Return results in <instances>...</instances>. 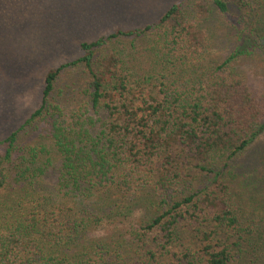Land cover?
Returning a JSON list of instances; mask_svg holds the SVG:
<instances>
[{"label": "trees", "instance_id": "16d2710c", "mask_svg": "<svg viewBox=\"0 0 264 264\" xmlns=\"http://www.w3.org/2000/svg\"><path fill=\"white\" fill-rule=\"evenodd\" d=\"M230 11L236 45L209 63L210 26ZM137 40L147 66L123 45ZM262 41L264 0H194L50 69L38 108L0 141V264H264V195L251 196L261 154L232 165L264 130V95L234 67ZM78 68L82 100L68 113L52 92ZM26 127L39 146L17 144ZM16 159L25 181L8 188ZM240 168L248 179L235 185ZM134 212L138 228L118 232Z\"/></svg>", "mask_w": 264, "mask_h": 264}, {"label": "rangeland", "instance_id": "374dc122", "mask_svg": "<svg viewBox=\"0 0 264 264\" xmlns=\"http://www.w3.org/2000/svg\"><path fill=\"white\" fill-rule=\"evenodd\" d=\"M191 1L194 0H0V141L18 130L38 108L45 74L60 64L78 58L81 43L106 37L115 30H132L153 24L173 4L182 2L188 5ZM238 20V15L230 11L225 19L212 22L213 43L209 63L225 58L234 49ZM147 44L146 40L126 41L123 44L135 54L137 67L147 66L146 57L141 55ZM258 46L260 48L250 56L236 60L234 67L246 77L254 93L263 96L264 41ZM82 86L83 77L78 68L60 77L52 96L70 113L82 100ZM41 142L38 131L33 127L21 131L17 140V144L28 147L39 146ZM4 149V146H0V153ZM258 153L261 154L262 167L259 174L264 175V130L245 153L246 157L232 161V165L235 167V162H241L242 167L251 165ZM46 158L45 155L39 157L32 169L42 166ZM12 162L7 166L8 188H11V184L20 186L25 181L24 177H20L23 166L17 165L20 160ZM236 171L235 185L248 179L243 168ZM192 174L199 179L194 182L197 188L198 183H208V179L198 176L197 172ZM260 183L257 192L252 191V197L259 190L264 195V183ZM132 214L119 215L118 221L128 216L129 223L118 222V232L138 228L143 214ZM99 231L104 233L106 229Z\"/></svg>", "mask_w": 264, "mask_h": 264}]
</instances>
